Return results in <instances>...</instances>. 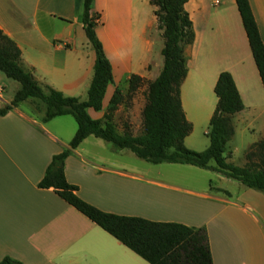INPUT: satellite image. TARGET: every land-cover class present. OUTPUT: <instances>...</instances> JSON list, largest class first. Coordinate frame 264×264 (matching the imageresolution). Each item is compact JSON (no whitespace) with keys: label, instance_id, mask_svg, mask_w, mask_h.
I'll list each match as a JSON object with an SVG mask.
<instances>
[{"label":"crops","instance_id":"obj_1","mask_svg":"<svg viewBox=\"0 0 264 264\" xmlns=\"http://www.w3.org/2000/svg\"><path fill=\"white\" fill-rule=\"evenodd\" d=\"M248 3L264 46V0ZM82 8L83 0H0V30L19 48L21 64L40 87L86 101L95 53L87 51L91 45L82 29ZM185 10L194 32L193 43L184 50L187 73L180 87L185 119L191 126L209 124L217 102L215 83L227 72L243 103L233 116L230 140L249 137L248 148L264 136V87L235 0H189ZM90 15L112 72L102 109L87 110L91 119L102 120L114 91L127 92L132 75L142 81L154 78L163 44L149 0H93ZM0 88L1 110L19 88L7 97ZM44 114V105L28 98L0 115V261L148 264L52 189L38 187L52 157L67 151L65 179L84 202L109 214L203 229L212 264H264L262 192L191 165H182L189 168L185 172H205L207 183L148 177L131 151L108 147L93 136L71 149L74 118L43 121ZM207 132L208 126L206 137ZM183 146L203 152L209 139L198 143L189 133Z\"/></svg>","mask_w":264,"mask_h":264},{"label":"trees","instance_id":"obj_2","mask_svg":"<svg viewBox=\"0 0 264 264\" xmlns=\"http://www.w3.org/2000/svg\"><path fill=\"white\" fill-rule=\"evenodd\" d=\"M188 1L149 0L157 30L163 37L160 54L164 62L159 76L148 84V104L144 108L143 118L149 132L144 139L118 135L107 122L124 101V95L117 89L109 100L102 120H93L87 113L89 108L94 111L102 109L106 88L112 82L111 65L95 36V23L90 15L93 0H83L81 18L84 35L95 53L87 100L64 97L49 87H40L32 73L22 68L19 48L0 30V72L19 84L12 101L0 110V115L28 98L38 99L45 107L43 121L64 115L74 118L77 130L69 144L71 149L85 138L93 136L117 149H127L147 163L191 165L213 170L264 194V136L246 149L245 167L227 162L231 158L226 146L234 135L233 116L243 110V103L229 73L221 72L213 89L217 102L208 124L209 146L199 153L183 146L184 139L192 129L185 119L180 102V87L187 73L184 50L194 41L192 22L185 10ZM235 3L264 87V46L257 25L248 0H235ZM142 82L136 75L130 77L126 92L128 97L138 90ZM167 116L174 121L171 136L165 133L164 118ZM67 154L66 151L52 157L38 184L39 188L52 189L64 202L148 264H212L207 235L203 229L109 214L81 200L76 194L77 187L65 179L64 160ZM256 161L259 163L256 164ZM0 264L21 263L6 257Z\"/></svg>","mask_w":264,"mask_h":264},{"label":"rangeland","instance_id":"obj_3","mask_svg":"<svg viewBox=\"0 0 264 264\" xmlns=\"http://www.w3.org/2000/svg\"><path fill=\"white\" fill-rule=\"evenodd\" d=\"M83 11V8H82ZM161 33V32H160ZM160 39L162 40L163 44V37L162 34H160ZM80 48V46H79ZM92 47L89 46L87 51H92ZM162 49V48H161ZM83 50L86 51L85 47H83ZM155 53V57H156ZM154 57V58H155ZM158 71L154 73V78L152 80H143L141 83V86L138 88V90L131 96L128 97L127 93L125 92L124 95V101L123 103L118 107V109L113 112L107 121L113 130L118 134L123 136L124 134L128 135L132 139H144L149 130L146 128L144 118H143V111L146 105L148 104V84L153 82L161 73L163 68V58L161 54L158 56ZM22 68L26 72H31V70L26 69L22 64ZM0 86H4V92L3 96L7 97L9 95L14 94L15 90L19 88V84L13 80H10L4 76L0 72ZM121 87L123 85L121 84ZM38 100V99H37ZM86 100V99H85ZM40 101V100H39ZM41 105L43 103L40 101ZM106 114V113H105ZM164 124L166 125L165 133H167L168 136L172 135V128L174 126V121L171 117L167 116L164 118ZM208 123H195L194 126H192V130L190 132L192 140H195L198 143H206L208 142V139L205 135L206 129H207ZM249 137H241L237 135L232 141L230 140L227 143V152H231V158L227 161H232V164L237 167H245V159L244 154L247 148V142H249ZM104 145L108 147H112L110 143L103 142ZM133 161H136L138 164V169L140 172L146 173L149 171L148 177H157L158 174H160L162 178H168V179H182L185 181H191V180H197L200 184L207 183L209 176H205V172H202L200 170H193L198 171L201 174H193L191 172H188L184 169L186 166L182 165H171V164H162V165H153L150 163H147L139 158H136L135 156H131ZM256 164L259 163V161L255 162ZM213 183H215V179L212 180Z\"/></svg>","mask_w":264,"mask_h":264},{"label":"built area","instance_id":"obj_4","mask_svg":"<svg viewBox=\"0 0 264 264\" xmlns=\"http://www.w3.org/2000/svg\"><path fill=\"white\" fill-rule=\"evenodd\" d=\"M92 20H93V23H96V19L93 18ZM0 92H1V88H0Z\"/></svg>","mask_w":264,"mask_h":264}]
</instances>
